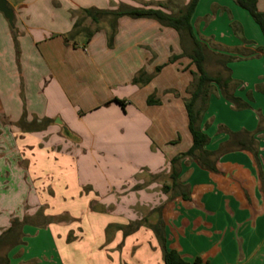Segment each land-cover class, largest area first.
I'll use <instances>...</instances> for the list:
<instances>
[{"label":"crops","instance_id":"0c3cea01","mask_svg":"<svg viewBox=\"0 0 264 264\" xmlns=\"http://www.w3.org/2000/svg\"><path fill=\"white\" fill-rule=\"evenodd\" d=\"M7 2L20 54L0 13V237L23 223L2 251L10 264H165L150 228H115L145 219L109 209L125 184L172 179L173 167V194L160 197L167 249L188 264H264V35L251 15L235 0H199L191 26L206 71L231 78L225 94L246 107L212 85L196 103L208 143L173 166L193 146L191 38L130 15L93 23L83 10L175 15L190 0ZM24 111L27 123H50L23 131Z\"/></svg>","mask_w":264,"mask_h":264},{"label":"trees","instance_id":"16d2710c","mask_svg":"<svg viewBox=\"0 0 264 264\" xmlns=\"http://www.w3.org/2000/svg\"><path fill=\"white\" fill-rule=\"evenodd\" d=\"M199 0H190V2L181 9L178 14L168 15L160 9H143V10H128L127 12H111V11H100L96 9H88L83 10L84 18H89L93 23H97L99 18L102 16H114L115 18L121 17L123 15H130L136 18H149L158 21L163 26L171 27L175 29L177 32L182 33L184 35H188L193 42V52L190 55L196 69H197V81L195 85V90L193 91L191 98L186 103V109L189 116V129L193 137V146L192 148L185 154L180 155L178 158L172 160V165L175 164L182 158L185 157H193L195 153L198 151L203 152L205 145L208 143V137L197 127V123L199 120V113L196 109V103L199 99L205 98L209 95V88L212 85H217L223 90L224 96L233 104L239 106V108H244L246 105L240 104L241 101L233 96H230L226 93V88L229 83L232 81L231 78L223 79L221 77H212L210 76L205 68V64L207 61V50L206 46H204L201 42H199L192 30L191 26V18L196 9ZM236 4L246 10L255 23L259 26L261 32L264 35V14L261 13L257 8V0H235ZM84 18L79 19L75 26L74 32L79 31V28L84 22ZM13 30V38L15 42V48L17 51V55H19V46L17 42V32L12 27ZM135 82L138 83V80ZM119 104L124 105L122 101H118ZM150 103H153L150 100ZM157 103V102H155ZM27 114L24 111L21 120L18 125L23 131L31 132L38 131L44 129L45 125L50 123V121L45 120L42 122V125H37V120L34 119L32 122L27 123ZM206 156H210L208 153L204 152ZM178 178V173L173 167L172 179L174 183H176ZM160 211V210H159ZM146 226L150 228L158 238L161 247L163 248V261L165 264H188L176 251L168 250L166 247V237L164 231V223L162 219L159 218L154 224H150L147 220L136 222L128 225L127 227H115L116 229L123 230L126 235L132 234L140 227ZM23 227V223L19 221H15L12 224V227L0 237V264H10L7 256L2 255V251L6 247L14 246L17 244V241L20 240L21 230Z\"/></svg>","mask_w":264,"mask_h":264},{"label":"rangeland","instance_id":"374dc122","mask_svg":"<svg viewBox=\"0 0 264 264\" xmlns=\"http://www.w3.org/2000/svg\"><path fill=\"white\" fill-rule=\"evenodd\" d=\"M14 2L21 0H12ZM7 22V21H6ZM13 32V30H12ZM14 40V38H13ZM215 67V66H214ZM187 103V102H186ZM120 105V104H119ZM172 179L170 173H164L159 176L152 177L149 175L144 176L143 185H134L131 182L124 185V189L118 190L114 197L115 205L109 210L117 215L119 220L134 221V220H147L150 224H154L159 216V210L164 206L165 200L160 197L164 195L173 194L166 188L171 186ZM144 189V191H142ZM52 193V192H51ZM52 211L57 212L58 208H50ZM101 210V208H96ZM52 220V219H51ZM43 222L37 221L36 224L42 225ZM44 224V223H43ZM3 255V254H2ZM20 264H33L32 262Z\"/></svg>","mask_w":264,"mask_h":264},{"label":"water","instance_id":"95a60500","mask_svg":"<svg viewBox=\"0 0 264 264\" xmlns=\"http://www.w3.org/2000/svg\"><path fill=\"white\" fill-rule=\"evenodd\" d=\"M0 13L9 22L10 26L14 25V11L9 7L7 0H0ZM59 124H62L58 121Z\"/></svg>","mask_w":264,"mask_h":264}]
</instances>
